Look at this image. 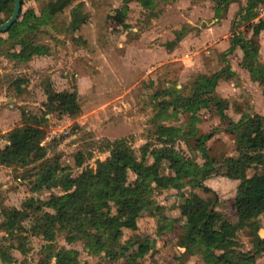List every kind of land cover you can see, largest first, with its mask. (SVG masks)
Listing matches in <instances>:
<instances>
[{
	"label": "rangeland",
	"instance_id": "rangeland-1",
	"mask_svg": "<svg viewBox=\"0 0 264 264\" xmlns=\"http://www.w3.org/2000/svg\"><path fill=\"white\" fill-rule=\"evenodd\" d=\"M153 3L152 8H143L136 1L130 2L122 25L108 20L107 46L96 53L88 52L74 33L56 34L48 25L40 26L36 32V40L48 53L28 62L11 59L6 54L10 44L0 40V150L6 144L5 134L21 125L24 110L36 116L45 114V139L41 141L46 149L45 158L56 157L60 167L66 169L65 174L73 180L83 167L92 168L97 161L109 156L108 142L123 138L137 155L146 145L160 146L156 133L159 124L179 128L180 137L175 138L174 148L198 164L205 160L196 149V140L203 134L210 135L204 145L211 157H235V137L226 132L227 121L217 115L212 104L198 111L195 120L180 109L173 113L170 108V117L161 115L159 110L163 100L190 95L197 76L219 72L227 63L229 71L220 72L215 94L227 101L225 112L229 119L237 121L255 113L264 116L263 88L251 79L243 53L238 49L226 54V62L221 60V54L230 45V22L234 13L246 5V0H237L226 14L220 11L218 18L213 15L212 3H202V0H153ZM120 7L121 1L115 0L113 10ZM28 8L39 14L37 2L23 0L20 20L27 17ZM202 18L205 21H201ZM182 27L188 31L176 41L175 34ZM235 30L256 41L259 60L264 62V31L254 36L250 23H239ZM0 36L6 38L5 34ZM170 44H174L172 50H169ZM210 51L217 55L218 61L208 66ZM167 64H173L178 70L176 80L166 83L171 89L168 95L156 94L161 89L159 67ZM170 75L172 78L174 74ZM18 83L21 85L17 88ZM74 88L84 104L78 116L48 112L45 106L48 89L71 91ZM190 130L192 133L188 134ZM76 156L83 158L80 167L75 164ZM151 162L148 157V163ZM39 164L40 160L32 155V161L23 167L0 165V207L21 208L30 197L45 200L50 192L62 193L59 186L50 191L31 189ZM164 172L169 173L167 169ZM252 173L253 170L248 175ZM133 178L129 174V180ZM204 184L219 197L217 210L235 222L232 202L238 181L213 176ZM189 190L187 180L181 182L179 192L173 188L156 190L152 194V205L137 220V230H123V243L129 239L149 242L148 252L137 264H177L179 260L186 264H204L199 255H187L177 246V239L186 227L180 209V193L188 194ZM195 192L203 196L200 189ZM260 221H264V215L260 216ZM32 224L31 220L24 222L29 228ZM259 235L264 236L263 228L259 229ZM5 236L0 230V244ZM64 238V233L58 232L55 243L77 250L80 264H97L101 260V256L89 253V239L68 244ZM237 239L241 250L252 248L245 231L239 230ZM45 244L41 236L30 231L26 252L13 251L15 259L10 264H40ZM136 248L137 244L131 249ZM258 261L264 263V252L258 254Z\"/></svg>",
	"mask_w": 264,
	"mask_h": 264
},
{
	"label": "trees",
	"instance_id": "trees-1",
	"mask_svg": "<svg viewBox=\"0 0 264 264\" xmlns=\"http://www.w3.org/2000/svg\"><path fill=\"white\" fill-rule=\"evenodd\" d=\"M39 4V14L32 8L26 10L27 17L20 16L7 31L0 33L2 43L10 44L6 54L13 60L28 62L36 56L48 53L47 48L36 40L40 26H50L56 34L74 33L90 53L100 52L107 46L106 24L112 20L116 25L124 24L129 3L138 2L143 8H152L153 0H120L121 7L113 10L115 0H33ZM213 3L214 17H221L220 11L226 12L237 0H210ZM263 0H246V5L239 8L230 22V45L221 54L226 62V54L240 50L251 79L257 81L264 94V62L259 60V53L254 39H247L235 30L239 23H250L254 36L264 31V17L258 18L255 8ZM14 0H0V24L12 14ZM112 11H114L112 13ZM2 15L5 18L2 19ZM187 29L177 31L176 41L183 38ZM174 44L169 45L172 50ZM206 65H215L218 61L213 51L209 52ZM160 90L156 94L168 95L171 89L167 82H175L177 69L173 64L159 67ZM221 71H229V64L211 75H199L191 86L188 96L177 95L160 102V114L170 117L180 109L195 120V115L202 108L215 107L217 115L227 121L226 132L235 137L237 155L215 159L205 148V141L210 135H200L197 150L203 155L204 162L198 164L174 148L175 138L180 137L179 128L159 124L156 133L160 146L142 147L139 155L126 142L117 139L108 142L109 156L99 160L92 168L83 167L76 179L65 174L55 157L47 160L46 149L41 145L45 139V114L36 116L26 111L21 112V125L5 134L6 144L0 150V165L23 167L32 161L40 160L33 191L51 190L57 186L62 193L50 192L45 200L28 198L21 208L0 207V230L6 236L0 244V262L10 264L14 261L13 251L26 252L25 246L30 231L42 237L43 258L40 264H80L78 252L72 248L58 246L55 243L57 233H64L66 243L80 239H89V253L101 256L97 264H137L149 250V242H134L131 239L121 242L123 230L135 231L137 220L142 212L152 205V194L156 190L176 189L187 180L188 194L180 193V209L185 218L186 227L177 239V246L187 255H199L204 264H264L258 261V254L264 252V236L259 229H264V116L249 115L237 121L229 119L225 110L226 100L215 94ZM173 73L172 78L170 73ZM174 78V80H173ZM21 83H18L20 87ZM45 106L48 112L69 117L78 116L84 104L78 91H46ZM172 95V94H171ZM171 108V111L169 110ZM192 131H188L191 134ZM163 137V138H162ZM148 157L152 159L148 163ZM76 166L83 163L82 156H76ZM167 169L169 173H165ZM253 170L251 175L248 172ZM129 174L134 176L129 180ZM222 176L237 180L232 208L236 221L231 222L216 208L219 197L204 184L206 179ZM200 189L203 196L195 192ZM26 220L33 222L31 228L24 225ZM243 230L250 237L252 248L240 249L237 232ZM7 243V244H6ZM137 244V248H131ZM177 264H186L179 260Z\"/></svg>",
	"mask_w": 264,
	"mask_h": 264
},
{
	"label": "water",
	"instance_id": "water-1",
	"mask_svg": "<svg viewBox=\"0 0 264 264\" xmlns=\"http://www.w3.org/2000/svg\"><path fill=\"white\" fill-rule=\"evenodd\" d=\"M22 0H14L13 11L10 17L2 24H0V33L5 32L10 26L17 21L20 16Z\"/></svg>",
	"mask_w": 264,
	"mask_h": 264
},
{
	"label": "built area",
	"instance_id": "built-area-1",
	"mask_svg": "<svg viewBox=\"0 0 264 264\" xmlns=\"http://www.w3.org/2000/svg\"><path fill=\"white\" fill-rule=\"evenodd\" d=\"M256 14L258 18L264 17V2L259 3L255 8Z\"/></svg>",
	"mask_w": 264,
	"mask_h": 264
},
{
	"label": "crops",
	"instance_id": "crops-1",
	"mask_svg": "<svg viewBox=\"0 0 264 264\" xmlns=\"http://www.w3.org/2000/svg\"><path fill=\"white\" fill-rule=\"evenodd\" d=\"M172 3H174V2H172ZM202 3H212L210 0H206V1H204V0H202ZM232 5V4H231ZM212 8H213V3H212ZM231 10V9H230ZM213 15H214V12H213ZM215 19V18H214ZM201 21H205V19L204 18H202V19H200Z\"/></svg>",
	"mask_w": 264,
	"mask_h": 264
}]
</instances>
